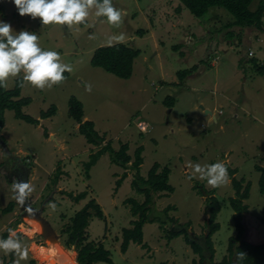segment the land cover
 <instances>
[{
	"label": "rangeland",
	"instance_id": "obj_1",
	"mask_svg": "<svg viewBox=\"0 0 264 264\" xmlns=\"http://www.w3.org/2000/svg\"><path fill=\"white\" fill-rule=\"evenodd\" d=\"M258 1L254 0V4ZM112 2L125 13L123 23L113 27L106 19L96 18L98 25L87 27L95 35L108 31L113 36L122 33L126 36L122 41L124 44L140 50L131 77L118 78L101 68L92 67L85 55L76 50V44L84 42L93 46L95 41L82 39L79 26L75 43H70L73 46L70 54L62 57L65 63L69 58L77 66L66 81L51 88L46 84L43 90L28 84L21 86L19 97L31 99L22 107L23 112L38 118V125L15 118L12 110L3 112L2 146L5 150L18 151L21 160L34 170L30 180L35 189L32 195L34 204L39 205L41 199V203L48 201L43 215L60 235L62 245H43L38 224L32 220L22 221L19 208L15 207L12 213H6L8 215L1 212L9 201H13L10 194L13 183L9 185L8 178L1 174L0 238L7 228L20 233V238L30 249L29 260L22 264H57L56 257L60 253L67 254L69 261L77 264L71 247H65V231L74 214L93 198L100 205L103 217L93 215L89 218L84 243L91 242L94 246L102 243L111 253L112 264H192V260H199V255L192 252L184 235L167 240L165 232L170 226L160 228L159 222L151 221V218L173 205L176 209L170 210V215L177 219V223H189L186 225L189 235L196 238L206 233V196L194 186L202 183L205 190H215L212 192L221 205L217 215L220 229L212 236L215 249L212 261L218 263L228 254L229 237L237 234L228 200L234 195L232 176L229 184L214 189L205 180L189 179L192 169L188 165L225 162L228 168L237 169L234 174L237 179L251 182L249 196L244 200L249 211L245 214L246 230L241 240L251 244L263 243L264 224L260 220L264 218L263 196L259 192V172L254 166L264 165V76L255 73L251 59L254 57L264 64V40H255L254 27L252 33L234 27V35L227 38L229 28L225 24L233 18L222 7H212L198 19L184 5H180L182 12L177 13L179 0ZM0 4L3 6L0 21L10 23L17 33L21 30L35 32L43 49L54 50L53 37L46 30L52 25L43 26L39 19L19 16L11 0H0ZM93 16L94 13L89 15ZM138 30L143 31L142 36L137 35ZM54 31L58 33V29ZM81 35L86 36V33ZM207 46L210 47L208 51L205 50ZM211 48H216L213 55ZM249 48L252 56L248 54ZM209 54L211 57L219 55L218 59L211 60V63L217 60L213 66L203 63ZM192 65L197 68L191 70ZM187 68L186 76L179 78L178 71ZM21 77L22 74L9 76L3 85L12 89ZM87 85H91L90 92L86 91ZM71 96L83 104L85 115L82 121H93L94 129L103 136L100 145L87 143L78 132V123L68 116ZM165 97L173 100L172 107L163 103ZM202 103L214 112L222 111L216 115V121L208 114L203 115L199 107ZM51 105L56 106V113L49 120L40 121V112ZM138 120L147 122L151 129L140 132L136 127ZM44 131H49L47 137ZM121 142L129 145L131 159L127 166L112 163L107 152L97 159L87 178L84 163L90 154L108 143L117 150ZM139 146L143 147L139 175L146 179L152 164L158 162L161 166L158 171L165 166L169 168L168 182L174 190L167 195L152 193V203L147 207L148 220L142 227L145 246L131 243L122 252V229L131 228V221L137 219L131 214L128 199L134 198L140 203L145 199V194L134 188L136 183L132 182L136 170L131 167V162ZM2 154L0 151V160ZM57 164L60 169L56 172ZM57 173L60 176L54 180ZM122 175L125 176L118 187L116 181ZM81 192L87 194L78 202L69 196ZM51 203L56 205L55 210L50 208ZM238 245L234 244L233 248ZM0 262L13 264L11 256L3 253H0Z\"/></svg>",
	"mask_w": 264,
	"mask_h": 264
},
{
	"label": "trees",
	"instance_id": "obj_2",
	"mask_svg": "<svg viewBox=\"0 0 264 264\" xmlns=\"http://www.w3.org/2000/svg\"><path fill=\"white\" fill-rule=\"evenodd\" d=\"M180 4L176 8L177 13H181L184 5L193 16L200 19L205 15L208 10L212 7H222L228 13L231 14L233 20L225 24L226 28H229L226 37L231 38L234 35L232 28L238 27L241 31L245 29L248 33H252V27L257 31H261L264 28V0H259L258 3L254 4V0H179ZM3 7V6H2ZM0 4V15L1 12ZM5 18V17H3ZM231 28V30H230ZM250 31V32H249ZM247 34V33H246ZM137 35L142 36L143 31L138 30ZM133 41V40H131ZM216 49V48H215ZM215 49L211 48L212 55ZM206 51L210 50V47H206ZM140 50L134 48V45L129 46L123 42H117L111 46H100L96 48L89 60V64L92 67H98L103 69L109 74H112L118 78L129 79L132 75L133 64L136 57L139 55ZM213 57V56H212ZM210 54L207 59L203 61L205 64L210 63L212 58ZM252 65L254 66L255 73L264 76V64L259 63L254 57L251 59ZM197 65H192L191 70L196 69ZM189 68L178 71L179 78L183 79L188 73ZM67 77V72L64 73ZM21 79H17L15 86L12 89H5L3 82L0 83V132L3 127V112L4 110H12L15 118L24 120L31 124H38V119L31 117L23 112L22 107L28 105L31 99L25 97H19L21 92ZM163 103L166 106L172 107L173 100L170 97H165ZM56 106L51 105L47 110L40 112V118H48L56 113ZM68 116L78 123V132L81 134L89 144L100 145L103 141V136L94 129V122L90 120L82 121L83 117V104L75 96H71L68 100ZM47 137L48 134L45 133ZM2 135H0V143H2ZM129 145L127 143L121 142L118 149L115 150L111 147L110 143L106 144L93 154L91 153L89 159L84 163L85 176L89 177V170L93 165H95L97 159L101 155L109 152L111 162L122 167H126L130 162L131 156L128 153ZM11 152V150H7ZM143 147L139 146L134 152V160L131 162V167L136 170L133 184L139 192L145 194V199L142 203L138 202L134 198H129L128 202L130 204V211L133 216L137 219L131 221V228H123L121 232L122 241L120 243V250L125 252L129 245L137 244L145 246L143 242V225L147 222V207L152 203L153 194L161 193L168 194L173 192V187L169 184V173L168 167H162L160 171L158 169L161 167L158 162H154L150 167L147 178L144 179L139 175L138 169L141 165L143 158L141 153ZM264 161V155H263ZM228 168V167H227ZM255 170L259 172L258 186L259 192L263 196V206L262 212L264 214V165L255 164ZM60 169L59 164H57L54 171ZM229 175L232 176L231 183L234 190V195L229 196V205L233 210L231 219L237 229V234L235 236L229 237L228 242V254L223 257L220 262H213V256L215 249L213 247L212 236L220 229V223L217 221V215L221 209L220 202L214 196L212 190L209 195L205 198L206 201V228L207 232L202 233L201 236L194 238L188 234L186 225L177 223V219L170 215V210H175L176 207L173 205H168L166 208L160 211V215L151 218V221L159 222L160 228H165L166 225L170 226L165 232V237L167 240H172L184 235V241L189 244L193 253L199 255V260H193L192 264H264V242L261 244H251L245 241H240L238 245L237 242L241 239L242 233L244 231L242 220L245 218V214L249 211L248 205L244 202L249 196V191L251 187L250 181H245L244 178L237 179L233 176L237 169L228 168ZM125 174V173H123ZM126 175V174H125ZM118 178L116 185L119 187L123 181V177ZM60 173H57V177L54 180H58ZM56 182V181H54ZM202 186L203 184L200 183ZM144 186V187H142ZM197 188V185H194ZM199 189V186L198 188ZM201 192V190H199ZM86 192H81L77 195H69L74 201L78 202L80 199L86 196ZM166 194V195H167ZM15 203L10 201L5 207L1 209L3 214L9 213L14 209ZM98 218L103 217V213L99 204L91 198L79 211H77L72 217L71 224L66 229L67 240L64 243L65 247L68 249L76 242L77 256L76 261L79 264H96L99 262L112 264L111 253L108 249L99 243L94 246L91 242L84 243L86 238V227L88 226V220L92 216ZM261 224H264V218H260ZM150 221V220H149ZM18 223V222H17ZM166 230V229H165ZM20 234V233H19ZM8 235L7 229L2 234V238H6ZM236 246L233 248V246ZM66 252L72 255L67 250ZM244 253L245 257L243 260L238 259V253ZM14 256H11V261L14 260ZM73 260V258H72ZM207 260V261H206ZM34 262V261H32ZM206 262V263H205Z\"/></svg>",
	"mask_w": 264,
	"mask_h": 264
},
{
	"label": "clouds",
	"instance_id": "obj_3",
	"mask_svg": "<svg viewBox=\"0 0 264 264\" xmlns=\"http://www.w3.org/2000/svg\"><path fill=\"white\" fill-rule=\"evenodd\" d=\"M11 2L16 7L18 15L21 17L28 16L33 20L39 19L43 26H61L67 27L68 29H75L87 23V19L92 10H94L95 17L98 20L106 19V22L113 27H119L123 23V17L125 15L123 10L117 9L113 5L112 0H11ZM263 33L264 28L260 31V37L258 32H256L254 36L255 40H264V36H261ZM124 39L125 37L121 33L118 36L111 37L110 41L122 42ZM109 46H111V43ZM215 46L216 44L213 47ZM248 54L249 56L253 55L251 48H249ZM218 56V54H215L210 59V63L214 57L218 59ZM216 61L212 63V66L216 64ZM72 71L73 69L70 64L62 62L61 54L58 51L50 49L45 50L40 46V37L35 32L21 30L17 33L13 31L10 23L0 21V83L5 81L9 76L17 77L22 74L21 86H23V84H28L35 89L43 90L46 84L51 88L52 86L64 83L66 80L64 73L67 72L68 76V73ZM4 87L6 89L7 86L4 85ZM86 91H91V85L86 86ZM221 112V110H216L215 115L221 114ZM207 114L217 118L211 110ZM36 125L38 124H35V126ZM149 127L150 130L151 126L149 125ZM0 151L3 154L8 153V155L11 156L14 154V158L18 155L12 151L9 152L5 150L2 143H0ZM19 159H21L20 156ZM28 161L29 160H27V162ZM24 164L26 169L29 168L30 171V167H28L26 163ZM188 167L192 169V174L188 177L189 179L198 178L200 180H205L207 184L214 189L226 186L230 183V175L225 162H215L204 165L189 163ZM34 190V185L28 182V177L27 182L15 181L12 184L13 198L21 206L25 205V202L29 199ZM203 190L205 191L204 188ZM209 192L210 191L206 190L205 195L202 194L207 197ZM33 198L35 197L32 196V201L34 202ZM49 206L53 210L56 208L54 203H51ZM25 211L30 215L35 214L34 210L30 207H26ZM244 219L245 218H243V222H245ZM243 224L244 233L246 229L245 223ZM7 232V238H0V253H3L5 256H14L15 259L13 260V264H22V262L28 261L30 256L28 245L22 241L20 234L15 229L7 228ZM240 241L242 240L240 239ZM244 257V253H238V259L243 260ZM0 264H2V262H0Z\"/></svg>",
	"mask_w": 264,
	"mask_h": 264
},
{
	"label": "crops",
	"instance_id": "obj_4",
	"mask_svg": "<svg viewBox=\"0 0 264 264\" xmlns=\"http://www.w3.org/2000/svg\"><path fill=\"white\" fill-rule=\"evenodd\" d=\"M92 13H94V10H92V12H91V14L90 15H92ZM94 19H95V22H94ZM93 25L94 26H97L98 25V22L96 23V17H95V13H94V16L93 17H88V19H87V23H85L84 25H81L80 26V28L82 29V31H80V33H79V35H80V37L82 38V39H86V40H90V41H95L94 42V45L92 46V44H91V46H88L87 44H85L84 42H82L80 45L77 43L76 44V50H78V51H80V52H82L84 55H85V57L87 58V60H90V58H91V56L93 55V52H94V50L96 49V48H98L97 46H101L102 44L104 45V46H107V45H109L110 43H111V45L112 44H114L115 43V41L113 40V41H110V38L111 37H113V35H112V33L110 32V31H108V32H106V33H104V32H102V33H96V35H97V37H96V35L95 34H93L92 32H89V30H88V28H90V27H93ZM87 26H90V27H87ZM79 27V26H78ZM58 29V33H56L55 31H54V29ZM54 28V26L53 27H51L50 29H49V27H47V31H49V33L52 35V37H53V46H54V50L55 51H58L60 54H61V60H62V62H64L65 63V61L63 60V56L64 55H66V54H70V50L73 48V46H71V44L70 43H75V39H77V36H76V31H79L78 29H68L67 27H61V26H56ZM45 30V31H46ZM97 30V29H96ZM88 31V32H87ZM83 32H85L86 33V36H82L81 34L83 33ZM188 34H191V33H187V35ZM125 38H126V36H125ZM125 40V39H124ZM124 40H123V42H124ZM98 43V44H97ZM137 59V58H136ZM136 59H135V62H136ZM66 63L67 64H70L71 66H72V69L75 71V69H76V67L77 66H75L74 64H73V60H70L69 58H67V60H66ZM212 64V63H211ZM211 66V65H210ZM71 74H72V72H71ZM70 75V73H68V76ZM67 76V77H68ZM66 77V78H67ZM66 81V80H65ZM194 104H196V103H200V102H193ZM215 103V102H214ZM201 105H202V107H203V115H207V113H204V109H207V110H209L210 111V108L209 107H207L206 108V106H204L203 105V103L202 104H200L199 105V107H201ZM195 108L197 107V105H195L194 106ZM212 111V110H211ZM213 114H214V116H216L215 115V112L213 111ZM85 115V114H84ZM50 118H46L45 120H49ZM211 119L212 120H214V121H216V118L215 117H211ZM42 119H40V121H41ZM190 123V122H189ZM37 129H39L38 127H37ZM40 130V129H39ZM47 132V131H46ZM48 134H49V131L47 132ZM0 134H2V131L0 132ZM53 134V133H52ZM52 134H50V135H52ZM45 135V134H44ZM13 152V151H12ZM15 154H18V151H15L14 152ZM12 155H14V154H12ZM19 155V154H18ZM12 162V161H11ZM33 169L32 168H30V172H28V176L27 177H29V175H31V177H29V179H28V182L30 183V180H31V178H32V176H33ZM1 175H4L3 173H0ZM0 179H1V177H0ZM11 183H10V181H9V185H10ZM10 188H11V190H12V187L10 186ZM38 195V194H37ZM37 197V196H36ZM12 199V198H11ZM15 207L16 206H14V209H15ZM14 211V210H13ZM12 211V212H13ZM12 212H9V213H12ZM8 213V214H9ZM8 214H6V215H8Z\"/></svg>",
	"mask_w": 264,
	"mask_h": 264
},
{
	"label": "water",
	"instance_id": "obj_5",
	"mask_svg": "<svg viewBox=\"0 0 264 264\" xmlns=\"http://www.w3.org/2000/svg\"><path fill=\"white\" fill-rule=\"evenodd\" d=\"M200 108L203 109L202 105H201ZM209 112H210L209 110L204 109V113H209ZM50 137L52 138V135H50ZM6 155H8V153L4 154V156H6ZM4 156H3V160H4L3 164L5 166L6 163H9V162H8V158H6ZM12 156L14 157V155H12ZM15 157L17 159H19L18 155H16ZM9 164L10 165L14 164V161L10 162ZM28 172H30L29 168L26 169V171L24 172V177L20 181L27 182ZM8 180L11 181L10 178H8ZM16 182H18L17 179H16ZM201 192L205 195L204 190H201ZM14 201L16 202L15 199H14ZM16 204H17L19 210L21 211V217H22L23 221L32 220V221H34L35 223L38 224V226H37L38 227V235L42 238L43 243H45L46 245H53V244L62 245L61 241H60V235L57 233V231L50 224L48 219L43 215V209H44V206H45V201L42 202V204L40 205L39 208H36L33 205L32 196H30L29 199L25 202L24 206L19 205L17 202H16ZM26 207H30L31 209H33L35 214L34 215H30L28 212H26L25 211ZM242 222H243V220H242ZM71 251L73 252L74 256L76 257L77 254H78L76 252L77 251L76 250V242H74L72 244Z\"/></svg>",
	"mask_w": 264,
	"mask_h": 264
},
{
	"label": "flooded vegetation",
	"instance_id": "obj_6",
	"mask_svg": "<svg viewBox=\"0 0 264 264\" xmlns=\"http://www.w3.org/2000/svg\"><path fill=\"white\" fill-rule=\"evenodd\" d=\"M6 158H8V162L10 163L11 161H15L14 164H9V163H6V165L4 166L3 164V159L0 160V173H3L7 178H10V183L12 184L14 181H17L18 182H21L20 180L23 178L24 176V172L26 171V166L24 164V162L21 160V159H17V158H14L13 156L11 155H6L5 156ZM16 176V177H15ZM197 186H199V189L200 190H203L201 184L199 185L197 183ZM206 191V190H205ZM204 191V192H205ZM10 194H11V197H12V200H14L13 198V192L12 190L10 191ZM33 194V193H32ZM31 194V196H32ZM33 200H35V198H33ZM46 200V198H45ZM42 199L40 200L39 202V205H35L34 202H33V205L36 207V208H39L40 205L42 204L41 203ZM15 202V201H14ZM48 202V201H46ZM46 204V203H45ZM15 206L18 208L16 202H15ZM45 208V207H44ZM44 211V209H43ZM245 233V232H244ZM242 236H243V233H242ZM41 238V237H40ZM41 241L43 243V240L41 238ZM62 244V243H61ZM43 245H46L45 243H43ZM75 260H76V257H75ZM206 263V262H205Z\"/></svg>",
	"mask_w": 264,
	"mask_h": 264
},
{
	"label": "bare ground",
	"instance_id": "obj_7",
	"mask_svg": "<svg viewBox=\"0 0 264 264\" xmlns=\"http://www.w3.org/2000/svg\"><path fill=\"white\" fill-rule=\"evenodd\" d=\"M74 255V254H73ZM57 259V260H56ZM56 262L57 264H72L69 259L67 254L65 253H60L57 257H56ZM77 263V262H76ZM78 264V263H77Z\"/></svg>",
	"mask_w": 264,
	"mask_h": 264
},
{
	"label": "built area",
	"instance_id": "obj_8",
	"mask_svg": "<svg viewBox=\"0 0 264 264\" xmlns=\"http://www.w3.org/2000/svg\"><path fill=\"white\" fill-rule=\"evenodd\" d=\"M136 126L138 128L139 131H148L149 130V125L147 122H145L144 120H140L136 123Z\"/></svg>",
	"mask_w": 264,
	"mask_h": 264
}]
</instances>
